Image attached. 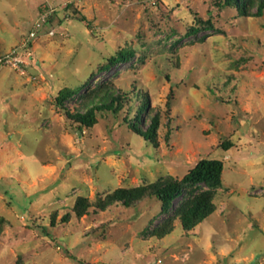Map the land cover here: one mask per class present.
<instances>
[{
  "label": "rangeland",
  "instance_id": "obj_1",
  "mask_svg": "<svg viewBox=\"0 0 264 264\" xmlns=\"http://www.w3.org/2000/svg\"><path fill=\"white\" fill-rule=\"evenodd\" d=\"M27 41L25 72L0 68V264H264V15L216 0H0V56ZM65 88L80 93L59 107ZM103 88L123 108L80 130L67 113ZM145 102L155 143L129 125ZM202 160L224 164L222 187L190 232L175 221L155 236L168 218L156 198L96 205ZM79 198L92 205L80 218Z\"/></svg>",
  "mask_w": 264,
  "mask_h": 264
},
{
  "label": "trees",
  "instance_id": "obj_2",
  "mask_svg": "<svg viewBox=\"0 0 264 264\" xmlns=\"http://www.w3.org/2000/svg\"><path fill=\"white\" fill-rule=\"evenodd\" d=\"M216 4L219 8H235L238 14L245 18H261L264 15V0H216ZM132 56V52L120 51L109 60L103 70H110L128 62ZM79 93L80 89L65 88L59 92L56 103L59 107H64L67 101ZM124 97L114 94L108 88L92 90L82 97L81 107L74 114L68 112L67 115L79 126L80 130L91 129L97 123V112L118 113L123 108ZM126 99L128 100V98ZM146 109L147 103L145 102L140 106L134 120L129 121V125L135 134L146 142L155 143L159 120L158 118L152 119L148 129L143 130L140 113L145 112ZM223 172L224 164L221 161L202 160L182 180L166 177L144 186L117 189L107 195L105 199L99 200L96 205L101 211L115 204L132 208L144 199L156 198L162 204L161 215L168 218L154 230V235L158 238L170 235L174 230L175 221L180 222L184 231L190 232L214 213L215 192L222 187ZM202 185H205L208 190H199ZM180 198H182V202L176 207V202ZM91 206L88 199L79 198L74 212L80 218L88 213Z\"/></svg>",
  "mask_w": 264,
  "mask_h": 264
},
{
  "label": "built area",
  "instance_id": "obj_3",
  "mask_svg": "<svg viewBox=\"0 0 264 264\" xmlns=\"http://www.w3.org/2000/svg\"><path fill=\"white\" fill-rule=\"evenodd\" d=\"M40 28L39 24H36L34 31L30 33V40L36 37V30ZM29 41L25 42L22 51L15 50L8 54L0 56V68L10 67L16 71L24 73L27 67L28 61L31 60V50Z\"/></svg>",
  "mask_w": 264,
  "mask_h": 264
}]
</instances>
